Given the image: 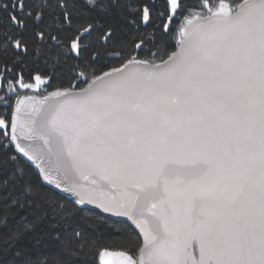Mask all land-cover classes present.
<instances>
[{
    "label": "snow or ice",
    "instance_id": "6c2138e0",
    "mask_svg": "<svg viewBox=\"0 0 264 264\" xmlns=\"http://www.w3.org/2000/svg\"><path fill=\"white\" fill-rule=\"evenodd\" d=\"M49 7L0 2L23 12L0 43V190L42 210L14 240L51 221L12 264H82L88 204L138 230L97 264H264V0H56L30 51Z\"/></svg>",
    "mask_w": 264,
    "mask_h": 264
},
{
    "label": "trees",
    "instance_id": "16d2710c",
    "mask_svg": "<svg viewBox=\"0 0 264 264\" xmlns=\"http://www.w3.org/2000/svg\"><path fill=\"white\" fill-rule=\"evenodd\" d=\"M0 2H7V0H0ZM237 2H239V0H237ZM28 3L29 6L35 11L40 10V5L42 3H48L50 7L45 10V22L43 24H40L39 28H37L36 25H34L31 20H29L28 28L23 30L24 35L22 38L31 41V43L28 45L30 51L37 48L46 49L48 47H51V45L47 42L41 43V41L37 39L33 33L34 31H39L40 28L48 30L47 25L52 23L51 17L53 15H58L59 13V9L55 7L56 0H28ZM152 3L155 4L157 12L164 11V0H152ZM11 14H18L19 16H23V12H17V10L11 8H9L8 11L0 10V43L4 42L5 33L12 36L14 40L21 39V37L17 35V33L21 31V29L17 28L9 20V16ZM163 22V20L157 19L155 21V28L159 29ZM178 23L179 21H175V24ZM153 30L154 29L152 28L147 29V31L149 32H152ZM174 30L175 27L173 25V31ZM51 35H57L56 31L52 30ZM170 43L173 46L169 48V52L175 51V41H171ZM97 50L103 53L104 51H108L110 49L101 47L97 42ZM18 51L20 50L17 49V52ZM5 55H14L11 47H9L7 53L0 52V74H2L5 70V65L2 62ZM164 58L166 59L167 57L165 56ZM25 59L26 62L30 66L35 67L37 71L41 70L44 67V60L42 58H37L30 55ZM33 61H35V63H33ZM49 63L51 62L49 61ZM11 67L12 64L11 62H9L7 68L11 69ZM9 79L11 78L9 77ZM85 86L86 85H81V87ZM50 90L51 89H49V91ZM0 96H3L2 92H0ZM24 164H26L34 174L33 179H35V177L38 176L37 172L26 161H24ZM24 164H22L21 167H23ZM6 195V192L0 190V223H2L3 221V214H9L7 219V227H0V264H12L13 253L18 249V247L30 243L34 238V235L40 232H46L51 224L50 220L42 221L39 225H36V233H29L19 240H14L13 235L18 230H22L26 224L32 223L36 215H42V210L36 207H29V203H32V198L24 192L23 188L18 187L13 192L11 199L5 200L4 197ZM16 201H18L19 203L17 204ZM19 204H23L24 207H19ZM82 215L91 217V219L86 221V223L90 226L92 231H89L86 234V239H94L97 245V247L92 250H89L86 247L85 251L80 253V256L82 257V264H97L98 253L102 249L107 248L124 250L119 246L122 238L125 236H133L136 233L133 228H131L127 223L113 220L111 218H106L96 211L86 208L85 212ZM113 243H115L117 247H112Z\"/></svg>",
    "mask_w": 264,
    "mask_h": 264
},
{
    "label": "water",
    "instance_id": "95a60500",
    "mask_svg": "<svg viewBox=\"0 0 264 264\" xmlns=\"http://www.w3.org/2000/svg\"><path fill=\"white\" fill-rule=\"evenodd\" d=\"M178 39H179V37L177 36V37H176L175 44H176V42L178 41ZM42 90H43V86H42L41 90H39V91H33V92H36V93H35L36 95H39V94H44V95H46L47 93H40V91H42ZM28 94H33V93L30 92V93H28ZM22 159H23L24 161H26V162H27V163H28V164H29V165H30V166H31V167L37 172L38 175H40V173H39V164H38L37 162H34V161H28L27 158H23V157H22ZM51 187H54V186H49V188H51ZM82 207H84V206H82ZM86 208H87V209H90V210H93V211H96V212L102 214V215H103L104 217H106V218H111V219H113V220H118V221L125 222V223H127L128 225H130V227L133 228V230H134L135 232L138 231V230L135 228V226L132 225L131 222H130V221L128 220V218H126V217L117 216L115 213L105 212L103 208H100L98 205H95V204H88V205L86 206ZM102 250H104V249H102ZM108 250H115V249H108ZM116 250H117V249H116ZM97 262H98V257H97Z\"/></svg>",
    "mask_w": 264,
    "mask_h": 264
},
{
    "label": "rangeland",
    "instance_id": "374dc122",
    "mask_svg": "<svg viewBox=\"0 0 264 264\" xmlns=\"http://www.w3.org/2000/svg\"><path fill=\"white\" fill-rule=\"evenodd\" d=\"M40 93H44V91H40Z\"/></svg>",
    "mask_w": 264,
    "mask_h": 264
},
{
    "label": "bare ground",
    "instance_id": "6f19581e",
    "mask_svg": "<svg viewBox=\"0 0 264 264\" xmlns=\"http://www.w3.org/2000/svg\"><path fill=\"white\" fill-rule=\"evenodd\" d=\"M33 94H35L36 92H32Z\"/></svg>",
    "mask_w": 264,
    "mask_h": 264
},
{
    "label": "flooded vegetation",
    "instance_id": "af4514ba",
    "mask_svg": "<svg viewBox=\"0 0 264 264\" xmlns=\"http://www.w3.org/2000/svg\"><path fill=\"white\" fill-rule=\"evenodd\" d=\"M43 91V90H42ZM44 93H47V92H44Z\"/></svg>",
    "mask_w": 264,
    "mask_h": 264
}]
</instances>
